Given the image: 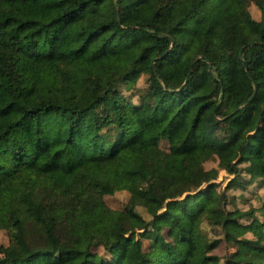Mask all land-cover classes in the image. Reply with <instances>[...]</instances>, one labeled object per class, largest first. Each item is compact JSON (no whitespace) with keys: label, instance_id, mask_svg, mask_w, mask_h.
Listing matches in <instances>:
<instances>
[{"label":"trees","instance_id":"1","mask_svg":"<svg viewBox=\"0 0 264 264\" xmlns=\"http://www.w3.org/2000/svg\"><path fill=\"white\" fill-rule=\"evenodd\" d=\"M201 1L0 0V264H264V194L225 207L216 180L264 186V0ZM203 219L259 232L220 256Z\"/></svg>","mask_w":264,"mask_h":264},{"label":"rangeland","instance_id":"2","mask_svg":"<svg viewBox=\"0 0 264 264\" xmlns=\"http://www.w3.org/2000/svg\"><path fill=\"white\" fill-rule=\"evenodd\" d=\"M124 1H132V0H123ZM212 0H202L197 10L192 13V18H199L204 13V6L206 3ZM248 7L251 11V14L255 18H259L260 10L255 3L250 1L248 3ZM237 22L233 20H226L221 21L216 18H212L210 21L206 22L203 27L202 31L207 34L211 38V45L213 47H225L230 49L233 45L234 41V34L237 28ZM188 23L182 24L181 29H187ZM144 83L143 76L138 78L135 85L132 86V91H137L139 87H141ZM128 91V90H127ZM133 97H136L134 95ZM260 110H258L254 122L258 117ZM262 118L264 120V111L262 113ZM216 161L214 159H209L205 161V165H212L215 164ZM156 175L158 180L161 183H165L168 181H176L182 177V172L179 168L177 169H157ZM232 176L231 174L227 173L223 169H219L217 175V190L224 191L226 195L225 202H223L225 207H240L242 209H246L248 207L255 208L259 204L263 194H264V186H255L254 184L246 185L245 187L241 186H225L228 177ZM129 196V191L127 189L121 188L115 190L112 194L105 195L104 199L108 205L112 207L119 208L121 207L127 200ZM142 210V209H141ZM254 213L261 217V213L259 209H254ZM244 219H248V216H244ZM245 220V221H246ZM201 228L202 231L206 234L208 238L219 237L221 238L218 244L211 249L212 253H216L218 255H223L226 251L232 250V245L225 241L223 238L225 231L232 233L233 235H247V236H254L257 235L259 232V227L254 222H245L239 226H232L228 229L224 230L220 223L209 221L207 219H203L201 221ZM0 242L7 243V235L6 231L3 228H0Z\"/></svg>","mask_w":264,"mask_h":264},{"label":"water","instance_id":"3","mask_svg":"<svg viewBox=\"0 0 264 264\" xmlns=\"http://www.w3.org/2000/svg\"><path fill=\"white\" fill-rule=\"evenodd\" d=\"M117 8V7H116ZM172 42H173V39L171 38V42H170V45L172 44ZM252 41H250V42H248V43H251ZM169 45V46H170ZM243 46L244 45H241V47H240V50L243 48ZM197 58H204V55L203 54H199L198 56H197ZM191 65H192V63L190 64V67H189V70L191 69ZM245 65V68H246V64H244ZM218 118V117H217Z\"/></svg>","mask_w":264,"mask_h":264}]
</instances>
